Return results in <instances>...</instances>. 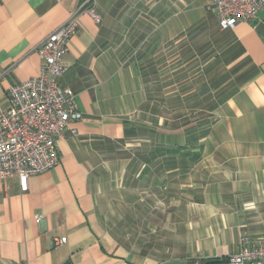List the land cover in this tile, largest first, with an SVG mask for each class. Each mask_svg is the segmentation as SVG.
<instances>
[{"label": "crops", "instance_id": "1", "mask_svg": "<svg viewBox=\"0 0 264 264\" xmlns=\"http://www.w3.org/2000/svg\"><path fill=\"white\" fill-rule=\"evenodd\" d=\"M83 2L0 0V96L40 74ZM212 3L97 0L101 24L81 16L60 83L83 118L58 167L26 190L0 179V264H225L241 236L264 238V10L223 30Z\"/></svg>", "mask_w": 264, "mask_h": 264}, {"label": "built area", "instance_id": "2", "mask_svg": "<svg viewBox=\"0 0 264 264\" xmlns=\"http://www.w3.org/2000/svg\"><path fill=\"white\" fill-rule=\"evenodd\" d=\"M97 0H84L71 13L68 21L43 42L39 51L42 60L40 74L8 90L7 106L0 103V179L17 178L23 189L35 175L49 172L61 164L59 141L72 123L82 120L75 93L60 83L67 71L63 60L73 37L79 31L82 15H89L96 24L101 17L96 12ZM223 30L234 29L240 23L256 28L264 10V0H213ZM39 221L43 219L38 217ZM66 239L56 240L60 247ZM241 249L225 264H264V238L240 237ZM199 259L195 264H205ZM25 264V263H15Z\"/></svg>", "mask_w": 264, "mask_h": 264}, {"label": "rangeland", "instance_id": "3", "mask_svg": "<svg viewBox=\"0 0 264 264\" xmlns=\"http://www.w3.org/2000/svg\"><path fill=\"white\" fill-rule=\"evenodd\" d=\"M6 99L7 98L5 96H0V103L4 107L7 106ZM126 155H127L126 151H121V152L115 153L113 158L119 159L121 161V160H123V159H125L127 157ZM110 164H112V163H110ZM107 168L109 169L110 172H113V170H114V173L115 172L116 173H122V169H123V167L120 166L118 163H113L112 165L107 166ZM120 218L123 219V222H124V224L122 223L123 225L121 224V226H120L121 229H122L121 230V234H123L125 236V239H129V235L131 237L133 233H132V229L128 227V224H126L127 223V215H126V213H125V215L122 214ZM139 230H140L141 233H143V228L142 227H140ZM128 233H129V235H128Z\"/></svg>", "mask_w": 264, "mask_h": 264}, {"label": "trees", "instance_id": "4", "mask_svg": "<svg viewBox=\"0 0 264 264\" xmlns=\"http://www.w3.org/2000/svg\"><path fill=\"white\" fill-rule=\"evenodd\" d=\"M205 264H220L219 262H205Z\"/></svg>", "mask_w": 264, "mask_h": 264}]
</instances>
